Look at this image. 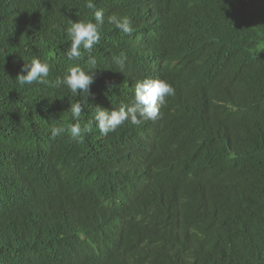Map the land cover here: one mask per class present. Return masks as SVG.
Wrapping results in <instances>:
<instances>
[{
  "label": "trees",
  "instance_id": "obj_1",
  "mask_svg": "<svg viewBox=\"0 0 264 264\" xmlns=\"http://www.w3.org/2000/svg\"><path fill=\"white\" fill-rule=\"evenodd\" d=\"M108 14L120 17L115 9ZM165 21L152 48L158 54L139 70L175 89L158 147L143 145L138 132L146 122H126L97 154L61 134L54 151L72 167L63 177L50 170L33 175L39 191L17 204L26 155L48 147L54 125L74 123L65 86L53 98L42 95L36 112L18 110L17 62L37 58L63 75L50 52H60L67 31L52 18L36 19L28 0H0V218L9 212L16 223L23 215L37 220L42 213L29 209L58 208L64 226L46 264H264V0H179ZM103 30L110 44L99 58L110 59L112 79L133 72L136 59L122 46L129 35L108 18ZM121 56L123 73L115 66ZM115 86L104 89L119 100L124 87ZM34 132L18 154L16 141ZM128 141L133 147L125 152ZM222 164L240 172L227 186L211 179ZM51 198L59 200L49 205ZM44 239L31 230L30 242L0 264H39Z\"/></svg>",
  "mask_w": 264,
  "mask_h": 264
},
{
  "label": "clouds",
  "instance_id": "obj_2",
  "mask_svg": "<svg viewBox=\"0 0 264 264\" xmlns=\"http://www.w3.org/2000/svg\"><path fill=\"white\" fill-rule=\"evenodd\" d=\"M28 1L36 19L48 23L51 18L56 20L61 27L66 28L67 37L61 44L60 52L49 51L53 60L61 63L63 75L52 70L47 62L37 58L25 60L23 65L17 62L15 82L17 88L19 87L18 110L36 112V102L42 95L49 91L53 98L58 87L65 86L69 91L66 98L67 111L74 123L54 125L51 128L48 147L41 150L36 147L31 154L26 155L27 162L20 166L22 175L17 179V204L21 196H27L34 190L39 191L31 181L33 175L45 174L50 170L51 173L63 177L72 167L55 154L54 139L57 136L64 134L73 141L84 142L92 153L97 154V147L106 146L108 137L126 122L135 126L146 122L149 125L143 132L138 133L141 134V140L147 149L151 146L156 148L161 142L160 123L167 98L175 95L174 87L164 78L140 75L139 70L150 64L158 54L152 48L157 46L159 38L162 39L165 33L166 11L177 6L179 0H75L69 5L59 3L58 0ZM109 9H115L120 17L109 16ZM17 14L21 18L22 14ZM159 16H163L162 20ZM107 18L123 35H129V42L122 46L136 59L133 72L123 73L126 57L115 58V66L118 64L120 72L123 73L115 80L111 76L115 69H112L110 59L99 58L105 54L104 48L110 44L106 31L103 30ZM140 21H144V24L138 27ZM109 72L108 78L106 74ZM105 81L111 89L116 88L115 83L124 87L119 100H113L103 89L102 82ZM36 133L24 134L16 141L18 154H24L23 147L32 141L30 136L35 138ZM132 147L133 143L128 141L125 152ZM22 159L23 157H20V161ZM211 172V179H218L219 184L224 186L231 184L240 174L236 168L224 164L218 165ZM243 187L253 194V189L246 186L245 179ZM135 198L131 195L130 199L121 205L126 206ZM46 200L50 205L59 199ZM57 210L58 208L47 206H43L39 211L29 209L31 213H42L39 219L23 215L17 219V223L9 218V212H4L0 218V259L28 244L32 230L41 231L45 236L43 243L46 245H41L39 264H46L54 254V239L64 226V222L57 223ZM13 235L17 242H14Z\"/></svg>",
  "mask_w": 264,
  "mask_h": 264
},
{
  "label": "bare ground",
  "instance_id": "obj_3",
  "mask_svg": "<svg viewBox=\"0 0 264 264\" xmlns=\"http://www.w3.org/2000/svg\"><path fill=\"white\" fill-rule=\"evenodd\" d=\"M155 11H156V9H155ZM157 15H158V13H157ZM158 17V16H157ZM163 16H159V19H161ZM162 20V19H161ZM107 82L105 81V82H102V87H103V89L104 88H106L107 86H108V83L106 84ZM68 91V90H67ZM69 92V91H68ZM134 163H138V162H134ZM132 170V172H133V169H131ZM121 211V210H120ZM128 211H129V209H128Z\"/></svg>",
  "mask_w": 264,
  "mask_h": 264
}]
</instances>
